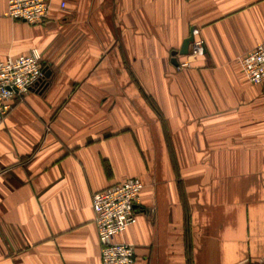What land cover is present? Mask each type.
Listing matches in <instances>:
<instances>
[{"label": "crops", "instance_id": "0c3cea01", "mask_svg": "<svg viewBox=\"0 0 264 264\" xmlns=\"http://www.w3.org/2000/svg\"><path fill=\"white\" fill-rule=\"evenodd\" d=\"M7 1L0 60L45 71L0 122V264H101L91 196L129 177L134 264H263L264 86L239 58L264 0H49L32 25ZM191 28L203 54L178 69Z\"/></svg>", "mask_w": 264, "mask_h": 264}, {"label": "built area", "instance_id": "2783aa9c", "mask_svg": "<svg viewBox=\"0 0 264 264\" xmlns=\"http://www.w3.org/2000/svg\"><path fill=\"white\" fill-rule=\"evenodd\" d=\"M7 3L9 18L31 25L42 23L50 9L49 0H8ZM202 54L203 44L194 38L189 45L188 54L181 56L177 68L189 67L191 58ZM239 64L249 84L264 86V42L243 54L239 58ZM43 75L41 53L36 49L27 54L8 56L0 60V122L11 111L14 100L36 88ZM142 188L140 178L129 177L92 194L93 221L101 264L135 263L134 246L115 241V237L123 233L132 222L134 206L139 200Z\"/></svg>", "mask_w": 264, "mask_h": 264}, {"label": "water", "instance_id": "95a60500", "mask_svg": "<svg viewBox=\"0 0 264 264\" xmlns=\"http://www.w3.org/2000/svg\"><path fill=\"white\" fill-rule=\"evenodd\" d=\"M194 40V34H193V28H191L189 36L186 37L180 48L177 51H172V57H171V61L174 65H177V56H184L188 54V50H189V45L190 43ZM44 70V69H43ZM45 71V70H44Z\"/></svg>", "mask_w": 264, "mask_h": 264}]
</instances>
